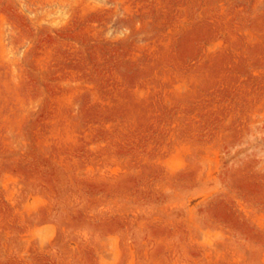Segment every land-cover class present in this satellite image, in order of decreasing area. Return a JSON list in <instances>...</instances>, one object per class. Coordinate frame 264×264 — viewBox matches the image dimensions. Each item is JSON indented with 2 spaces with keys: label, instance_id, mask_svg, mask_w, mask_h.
<instances>
[{
  "label": "rangeland",
  "instance_id": "374dc122",
  "mask_svg": "<svg viewBox=\"0 0 264 264\" xmlns=\"http://www.w3.org/2000/svg\"><path fill=\"white\" fill-rule=\"evenodd\" d=\"M0 264H264V0H0Z\"/></svg>",
  "mask_w": 264,
  "mask_h": 264
}]
</instances>
